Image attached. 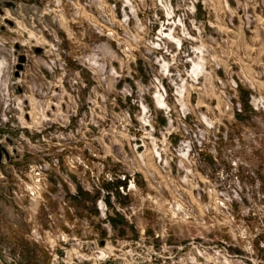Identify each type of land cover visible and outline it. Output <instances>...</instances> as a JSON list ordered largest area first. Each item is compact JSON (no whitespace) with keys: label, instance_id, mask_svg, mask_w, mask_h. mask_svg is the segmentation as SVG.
Segmentation results:
<instances>
[{"label":"rangeland","instance_id":"374dc122","mask_svg":"<svg viewBox=\"0 0 264 264\" xmlns=\"http://www.w3.org/2000/svg\"><path fill=\"white\" fill-rule=\"evenodd\" d=\"M0 264H264V0H0Z\"/></svg>","mask_w":264,"mask_h":264},{"label":"trees","instance_id":"16d2710c","mask_svg":"<svg viewBox=\"0 0 264 264\" xmlns=\"http://www.w3.org/2000/svg\"><path fill=\"white\" fill-rule=\"evenodd\" d=\"M242 105H243L244 110H246L247 109V104H246L245 101H242Z\"/></svg>","mask_w":264,"mask_h":264}]
</instances>
